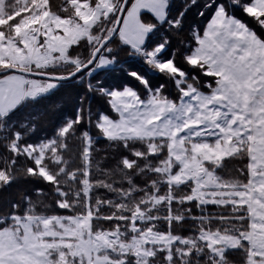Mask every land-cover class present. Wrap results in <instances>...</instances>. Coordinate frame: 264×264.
<instances>
[{"label":"trees","instance_id":"obj_1","mask_svg":"<svg viewBox=\"0 0 264 264\" xmlns=\"http://www.w3.org/2000/svg\"><path fill=\"white\" fill-rule=\"evenodd\" d=\"M69 1L47 0L46 10L61 18H74ZM122 1L118 0L119 8ZM254 1L168 0L162 22L141 13V20L151 28L141 47L124 42L117 32L85 72L59 83L47 94L25 98L0 118V172L6 174L0 183V232L15 229L18 217H76L88 211L94 217V232L121 231L122 240L128 243L138 236L130 227L134 215L141 211L145 220L136 223L139 233L151 230L182 240L169 248L148 245L153 254L145 264H249L248 241L242 240L238 247L218 257L201 238L202 232L233 237L249 233V206L204 205L192 198V181L170 183L161 172L169 157L168 138H112L105 136L99 125L102 116L119 119L108 92L126 88L140 100H148L150 93L157 92L173 104L180 103L185 90L214 92L219 76L205 62L191 63L189 58L218 8L264 42V13L251 14L246 9ZM89 2L95 4V0ZM18 9L15 1L7 2L9 19L0 25L5 38L15 37V27L32 14V10L16 13ZM117 16L114 13L107 21L94 25L91 34L98 41L81 39L70 47L69 58L79 65L87 63L98 43L110 36V25ZM160 48L155 59L171 62L179 73L172 75L150 62L148 55ZM75 69L76 64L70 63L46 72L68 75ZM49 141L53 147L40 165L52 180L38 173L34 158L24 150ZM204 164L226 185L244 188L250 183L247 145L219 163ZM84 181L89 184L88 194ZM110 256L124 260L122 264H140L132 253Z\"/></svg>","mask_w":264,"mask_h":264},{"label":"rangeland","instance_id":"obj_2","mask_svg":"<svg viewBox=\"0 0 264 264\" xmlns=\"http://www.w3.org/2000/svg\"><path fill=\"white\" fill-rule=\"evenodd\" d=\"M8 1L10 0H0V25H4L9 19L6 17ZM13 1L17 3V7L19 6L16 13L32 10V14L15 27V37L5 38L0 32V73L7 69H16L52 74L47 73L46 70L52 67L66 66L70 63L76 64V69L80 68L82 65L69 58L70 47L81 39L96 43L98 40L91 34L92 27L104 20L107 21L111 15L119 12L118 0H95V4H91L89 0H72L68 5L74 9V18L68 19L53 15L46 10L47 0ZM160 2L164 4L163 7L159 3H156V6L144 3L145 11L142 8L137 11L148 13L162 22L166 18L168 0ZM252 6L249 5L246 8L249 13L256 15L264 13L263 8L252 9L250 8ZM128 9L123 14L117 34L121 39L125 37L130 39L136 34L133 32L134 22L126 21L127 16L132 14ZM141 13L138 15L140 23L149 27L141 20ZM213 17L208 24L213 25L217 22ZM116 21L117 17L110 25V33ZM225 28L230 29L228 35L232 34L227 23H225ZM250 32L255 37V41L245 40L244 36V41L237 42L238 44L244 42L243 45H240L242 47L233 46L227 50L228 54L236 55L238 59L243 57L242 65L237 68L239 72H236L232 78L231 73L229 74L230 79L235 82L240 79L237 81L238 96L233 100L238 106H246L250 96L260 93L259 83L264 82V69H260L255 59L258 55L262 65L264 64V42L252 31ZM214 35L217 36V33ZM100 43L101 41L98 44ZM160 51L161 48L155 54L148 55L150 62L172 75L179 73L171 62L162 63L155 59L156 54ZM213 51L219 55L224 52L219 44L214 47ZM196 52L189 58L190 62L196 63L199 60L205 62L219 76V79H222L219 70L210 66ZM245 55L248 56V59L244 58ZM29 61L31 62L30 66ZM230 61L231 59H228L226 64L233 70L235 67L230 65ZM98 64L101 66V61ZM8 74H0V78ZM11 74L22 75L16 72ZM59 75L68 76L67 74ZM28 79H30L27 89L28 99L47 94L59 85L57 82L37 78L28 77ZM227 79L229 78L227 77ZM218 87L221 88L220 81ZM37 93L39 95H36ZM107 94L111 96L112 107L119 114V119L112 120L102 116L99 126L105 136L112 138L166 137L169 140V157L163 164L161 172L166 174L170 183L180 185L192 181L194 183L192 198L198 199L201 204L228 205V203H232L236 205L239 202L231 199L232 196L227 200L223 199L219 195L221 193L219 191L224 188L231 191L241 188L221 182L217 175L204 164V161L219 163L223 158L230 156L229 153L234 150V148L230 149L231 145L234 146L235 142L240 143L238 150L242 145L248 143L246 138L239 136L236 138V135L231 131L230 127L234 126L235 121L231 120L230 114H221L220 116L214 114L212 108L214 102L215 106L219 104V101H216L219 98L218 94L211 96L195 89L185 90L182 91V99L178 104L166 101L157 92L150 93L148 100H140L134 91L126 88L123 91H113ZM13 99V96H0V110L13 105ZM16 147L15 145L13 147L15 152H17ZM52 147L53 142L49 141L24 149L29 156L34 158L38 165V173L48 180H52V177L40 164L46 156V152ZM5 178L6 174L0 172V183ZM84 188L88 194L89 184L87 181H84ZM161 200L159 199L157 202ZM93 218V215L88 211L85 215L76 217H18L15 229H6L0 232V264H122L124 260H113L110 254L127 253L134 254L140 264H145L153 254L148 245L158 244L169 248L174 242H182L178 237L159 234L151 230L139 233L140 228L136 223L145 220L141 211L134 215L130 227L138 236L133 237L128 243L122 240L123 233L121 231L94 232L92 229ZM201 238L209 244L212 252L218 257H222L224 251L238 247L242 240H250L247 233L240 237H233L220 233L202 232ZM251 264L256 263L253 261Z\"/></svg>","mask_w":264,"mask_h":264},{"label":"crops","instance_id":"obj_3","mask_svg":"<svg viewBox=\"0 0 264 264\" xmlns=\"http://www.w3.org/2000/svg\"><path fill=\"white\" fill-rule=\"evenodd\" d=\"M160 1L162 0L133 1L132 5L128 9L130 10L129 12H132V14H129L128 12L129 15L126 18V21L134 22L133 32L136 34H134L130 39L125 37L124 39H122L124 42L135 47H139L144 43L151 29L147 26L146 28L140 23L138 15L139 13H141V11H137V9L142 8V10L145 11V8L143 6L144 3H151L152 5L155 4L154 6H156V3H159L163 7L164 4H162V2ZM257 7H261L264 9V0H255L253 6L250 8L257 9ZM213 19H216L217 22L213 25H210L211 23L208 24L204 37L202 39V43L197 50L198 54L200 55L199 57L206 60L210 64V66L216 67L219 70L218 72H220L222 75V79H220L221 88L219 89L218 87L214 90V92L209 94L211 96L218 94L219 96V98L216 99V101H219V104L215 106L214 102V107L212 108V110H214V114L217 116L227 113L230 114L231 120L235 121L234 126H231L232 128L230 127L231 131H233V133L236 135V138L238 136L246 138L248 142L247 146L250 151L249 185L243 189L241 188L235 191L227 190L226 188H224V190L219 191L221 192L219 193V195L226 200L228 199V197L232 196L231 199L239 201L238 203H236V205L249 206L251 222L250 232L247 233L250 237V240L248 242L250 244L249 261L251 260V262L249 264H251L253 261L256 264H264V82L259 83V87L261 89L259 90L260 93L250 96L246 106H238V104H236L233 100H235L238 96L237 90L239 88V85L237 84V81H239L240 79H237L235 82L230 79L229 74L231 73L232 78L236 72H239L237 68L238 66L242 65L243 57L238 59L236 55L233 56L231 54H228L227 52V50L232 48L233 46L242 47L240 45H243L244 42L240 44H238L237 42L244 41V36L246 37L245 40L255 41L256 39L250 32V30L243 24H241L238 20L226 17L225 12L222 8H220L216 12ZM225 23H227L228 27L231 28L232 34L228 35L230 29L225 28ZM214 33H217V36H215ZM131 43H134L135 45ZM217 44H219L220 48L224 51L220 55L213 51L214 47ZM251 57L253 59V56ZM244 58L248 59V56L245 55ZM228 59H231L230 65L235 67L233 70L230 69L229 65L226 64V61ZM255 59L260 69H264V64L262 65L258 55L255 57ZM30 64L31 62L29 61V66ZM227 77L229 79H227ZM29 83L30 79H28V77L18 74L9 73L8 75H4L0 78V96H13L14 98L12 102L14 103L13 105L9 106L7 109H5L4 107L3 109L5 110H0V118H3L5 115H7L10 111L15 109L25 98L28 97L27 89ZM1 92H3V94H1ZM36 95H39V93H37ZM219 107L221 108L218 110ZM195 113L198 114L199 112ZM235 127H237V129H235ZM235 143L236 144L234 146L231 145L230 149L234 148V150L231 151L229 155L234 154L238 151L240 143ZM205 196L208 197L209 195ZM247 240L248 239H246V241Z\"/></svg>","mask_w":264,"mask_h":264},{"label":"water","instance_id":"obj_4","mask_svg":"<svg viewBox=\"0 0 264 264\" xmlns=\"http://www.w3.org/2000/svg\"><path fill=\"white\" fill-rule=\"evenodd\" d=\"M129 1L130 0H123V2L121 3V6H120L119 12H118V16H117V21L113 27V30H112L110 36L108 38L104 39L103 41H101V43L98 45V47L93 51L92 58L86 64H84L80 68L76 69L72 74H70L68 76H63V75H52V74L38 73V72H33V71H28V70H16V69H7L0 74H3V73L8 74L11 72H16V73L22 74V75L27 76V77L37 78V79H41V80H45V81L47 80V81H52V82H57V83H63V82H67V81L72 80L76 75L82 73L83 71L88 69L91 65H93V63L97 59L99 52L103 49V47H105L109 42H111L115 38V36L118 32V29L120 27V24L122 22L125 8H126Z\"/></svg>","mask_w":264,"mask_h":264},{"label":"bare ground","instance_id":"obj_5","mask_svg":"<svg viewBox=\"0 0 264 264\" xmlns=\"http://www.w3.org/2000/svg\"><path fill=\"white\" fill-rule=\"evenodd\" d=\"M11 73H13V72H11Z\"/></svg>","mask_w":264,"mask_h":264}]
</instances>
